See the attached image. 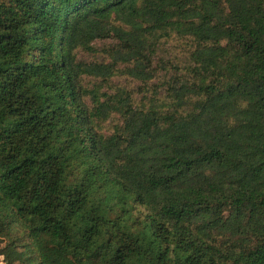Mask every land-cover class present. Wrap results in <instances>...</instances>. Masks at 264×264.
Returning a JSON list of instances; mask_svg holds the SVG:
<instances>
[{"label": "trees", "instance_id": "obj_1", "mask_svg": "<svg viewBox=\"0 0 264 264\" xmlns=\"http://www.w3.org/2000/svg\"><path fill=\"white\" fill-rule=\"evenodd\" d=\"M4 264H264V0H0Z\"/></svg>", "mask_w": 264, "mask_h": 264}, {"label": "rangeland", "instance_id": "obj_2", "mask_svg": "<svg viewBox=\"0 0 264 264\" xmlns=\"http://www.w3.org/2000/svg\"><path fill=\"white\" fill-rule=\"evenodd\" d=\"M3 263L4 264V261H3V257L0 255V264Z\"/></svg>", "mask_w": 264, "mask_h": 264}, {"label": "crops", "instance_id": "obj_3", "mask_svg": "<svg viewBox=\"0 0 264 264\" xmlns=\"http://www.w3.org/2000/svg\"><path fill=\"white\" fill-rule=\"evenodd\" d=\"M1 264H3V263H1Z\"/></svg>", "mask_w": 264, "mask_h": 264}]
</instances>
